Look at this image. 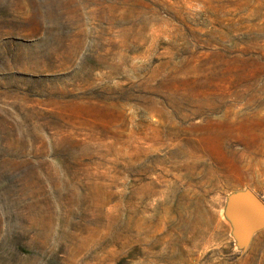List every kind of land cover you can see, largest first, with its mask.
Masks as SVG:
<instances>
[{"label":"rangeland","instance_id":"rangeland-1","mask_svg":"<svg viewBox=\"0 0 264 264\" xmlns=\"http://www.w3.org/2000/svg\"><path fill=\"white\" fill-rule=\"evenodd\" d=\"M246 196L264 0H0V264H264Z\"/></svg>","mask_w":264,"mask_h":264},{"label":"water","instance_id":"water-1","mask_svg":"<svg viewBox=\"0 0 264 264\" xmlns=\"http://www.w3.org/2000/svg\"><path fill=\"white\" fill-rule=\"evenodd\" d=\"M245 205L246 208V214L253 215V222L252 225H260L264 223V203L261 202L258 198L255 196H246L245 199ZM245 227L248 225L247 222H245Z\"/></svg>","mask_w":264,"mask_h":264},{"label":"bare ground","instance_id":"bare-ground-1","mask_svg":"<svg viewBox=\"0 0 264 264\" xmlns=\"http://www.w3.org/2000/svg\"><path fill=\"white\" fill-rule=\"evenodd\" d=\"M25 65H26V69H29L30 68V60Z\"/></svg>","mask_w":264,"mask_h":264}]
</instances>
